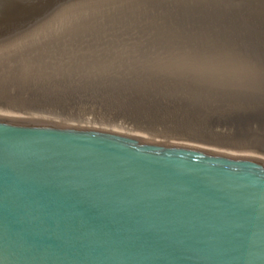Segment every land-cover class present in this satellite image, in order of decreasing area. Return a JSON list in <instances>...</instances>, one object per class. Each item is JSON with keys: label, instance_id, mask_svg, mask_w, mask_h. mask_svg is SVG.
I'll use <instances>...</instances> for the list:
<instances>
[{"label": "water", "instance_id": "obj_1", "mask_svg": "<svg viewBox=\"0 0 264 264\" xmlns=\"http://www.w3.org/2000/svg\"><path fill=\"white\" fill-rule=\"evenodd\" d=\"M0 264H264V0H0Z\"/></svg>", "mask_w": 264, "mask_h": 264}]
</instances>
